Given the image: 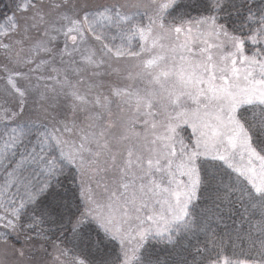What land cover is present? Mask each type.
<instances>
[{
	"label": "snow or ice",
	"instance_id": "snow-or-ice-1",
	"mask_svg": "<svg viewBox=\"0 0 264 264\" xmlns=\"http://www.w3.org/2000/svg\"><path fill=\"white\" fill-rule=\"evenodd\" d=\"M0 264H264V0H0Z\"/></svg>",
	"mask_w": 264,
	"mask_h": 264
}]
</instances>
